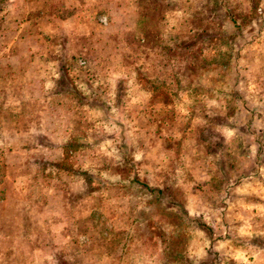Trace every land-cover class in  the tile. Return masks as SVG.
<instances>
[{
	"label": "rangeland",
	"instance_id": "obj_1",
	"mask_svg": "<svg viewBox=\"0 0 264 264\" xmlns=\"http://www.w3.org/2000/svg\"><path fill=\"white\" fill-rule=\"evenodd\" d=\"M70 3L99 33L51 36L35 0H0V157L15 155L0 159V264L51 245L32 211L47 185L65 189L60 172L77 180L63 194L72 239L42 264H255L221 254L238 244L213 220L240 211L220 207L244 146L234 122L264 87V0ZM34 83L52 97H26Z\"/></svg>",
	"mask_w": 264,
	"mask_h": 264
},
{
	"label": "crops",
	"instance_id": "obj_2",
	"mask_svg": "<svg viewBox=\"0 0 264 264\" xmlns=\"http://www.w3.org/2000/svg\"><path fill=\"white\" fill-rule=\"evenodd\" d=\"M35 2L38 10H40L35 23L42 32L67 39L90 37L96 31L99 33L97 25L90 24L89 21L84 23L83 20L78 19V16H82L83 13L77 12L70 16H65L67 8H71L69 7L71 4L70 0H35ZM27 90L24 95L28 97L26 94L28 92L29 98L33 101L37 100L40 102V100L52 97L47 90V83H34ZM257 91V113H253L249 118V110L244 109L243 111L247 114L241 115V118L234 122L236 127L241 129L238 138H241L240 140L244 146L239 149L237 147L238 143L234 142L236 145L234 154L239 159V163L234 167L233 175L229 176V182L225 184L226 194L224 198H226V205L220 207L221 209L224 207L227 209L239 207L240 211L235 212L230 221L226 220L225 217H220L221 214L217 213L219 216H216L213 222L226 225L227 235L223 236L221 240L225 239L228 242H236L238 244L236 247L233 246L229 249V251L221 253L222 255L243 256L244 260L247 259L255 264H264V87H259ZM235 92L234 90L233 93ZM250 103H252L251 100ZM22 142L24 147L17 152L18 161L16 166L21 167V170H25L31 164L29 153L25 147V139H22ZM0 143L9 145L12 144V141L3 137ZM56 155L60 158L62 152L58 151ZM48 158L49 154H47L46 159L49 160ZM0 159L6 165H9L15 160V155L7 149L6 152L1 153ZM44 174L49 175L47 172ZM57 174L66 183L63 186L65 189L53 188L51 185H47L43 206H40L38 211H32L34 213L32 218L36 220L37 224H41L42 219L48 220L49 223L47 225L51 236V245L48 248L39 247L34 249L30 253L28 264H42L40 262L43 253L52 252L54 246L59 244V240L69 241L72 239V236L63 231L68 216L63 194L65 192L75 193L77 191L75 181L77 180L69 172ZM40 175V172L35 173V178ZM255 240H259L261 243L255 244ZM49 264L53 263L50 261Z\"/></svg>",
	"mask_w": 264,
	"mask_h": 264
},
{
	"label": "built area",
	"instance_id": "obj_3",
	"mask_svg": "<svg viewBox=\"0 0 264 264\" xmlns=\"http://www.w3.org/2000/svg\"><path fill=\"white\" fill-rule=\"evenodd\" d=\"M101 22H103V21H101Z\"/></svg>",
	"mask_w": 264,
	"mask_h": 264
}]
</instances>
